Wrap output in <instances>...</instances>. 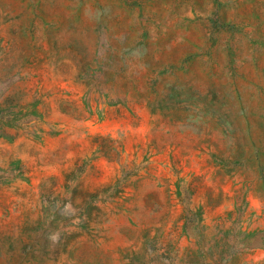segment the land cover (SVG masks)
<instances>
[{"label": "rangeland", "instance_id": "rangeland-1", "mask_svg": "<svg viewBox=\"0 0 264 264\" xmlns=\"http://www.w3.org/2000/svg\"><path fill=\"white\" fill-rule=\"evenodd\" d=\"M250 1L0 0V264H264Z\"/></svg>", "mask_w": 264, "mask_h": 264}, {"label": "crops", "instance_id": "crops-1", "mask_svg": "<svg viewBox=\"0 0 264 264\" xmlns=\"http://www.w3.org/2000/svg\"><path fill=\"white\" fill-rule=\"evenodd\" d=\"M233 13L235 15H243L245 19H250L253 13H258L256 5H252L250 0H232ZM261 13V12H259ZM245 15H248L246 18Z\"/></svg>", "mask_w": 264, "mask_h": 264}]
</instances>
